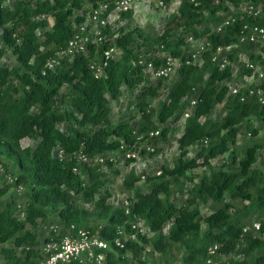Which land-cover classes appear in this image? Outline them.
Segmentation results:
<instances>
[{
    "label": "trees",
    "instance_id": "1",
    "mask_svg": "<svg viewBox=\"0 0 264 264\" xmlns=\"http://www.w3.org/2000/svg\"><path fill=\"white\" fill-rule=\"evenodd\" d=\"M259 1L180 0L177 13L161 33L151 35L137 27L114 31L108 25L102 30L104 42L89 43L84 54L46 70V63L65 49L76 28L86 21L90 8L108 3L111 10L114 0H0V57L10 50L16 63L12 67L0 65V166L6 169L2 161L8 160L17 171L16 176H6V180H15L0 188V197L19 186H24L26 196L20 214L14 199L0 203V254L5 264H36L41 248L36 228L52 214L60 229L51 232L43 244L58 240L71 225L83 228L111 246L105 252V264H148L147 255L154 253L160 256L156 264H174L170 251L175 246L183 248L182 264H204L214 244L218 245L216 264H247L255 252L259 253L255 263L264 264V221L259 223L258 235L243 233L244 224L231 210L235 201H247L264 216V176L255 167L259 152L264 153V139H256L261 128L252 125L255 118L264 128L263 112L255 99L240 102L229 94L234 79L232 62L239 63L238 73L245 76L250 72L238 61L240 55L254 64L259 61L255 45L238 43L243 25L264 27V3L257 17L243 13L247 4ZM120 16L129 19L132 13ZM227 18L234 22L217 33L216 28ZM189 38L194 43H189ZM200 42L211 45L200 56L202 66L192 63L191 58L193 46ZM230 45H235L226 55L230 64L219 70L211 62L212 53L219 46ZM111 46L121 54L97 79L89 65ZM152 46H156L157 55H151ZM161 53L179 61L178 78L167 87L154 114L148 101L159 97L165 79L148 84L149 76L137 62L144 59L158 66ZM187 61L190 63L185 64ZM139 87V121L123 119L108 125L110 102L121 98L123 88ZM191 101L196 105L184 119ZM218 105L224 113L211 119ZM181 120V133L175 140L178 154L172 164H161L157 176L137 175L131 168L124 177L122 191L130 194L124 200L129 204L128 213L124 201L115 205L108 191L101 194L110 183L105 172L71 158L73 153L90 158L105 155L121 143L151 145L158 137L167 141L175 131L169 121L176 124ZM60 125L65 126L64 131ZM242 128L252 140L239 156L236 146ZM154 131L159 135L149 138ZM23 140L35 144L23 148ZM149 145L145 146L153 152L142 148L140 158L159 152ZM191 149H196L192 155ZM223 155H228V161L213 167L212 160ZM135 162L127 160L125 164ZM74 167L78 172H73ZM197 169L202 172L189 174ZM142 177L144 189L137 187ZM173 187L185 196L180 205L171 199ZM208 203L210 214L201 216L199 204ZM89 221L102 225H87ZM138 224L151 236L132 230V225ZM167 224L168 232L163 233ZM202 224L207 226L205 232ZM119 229L125 235L135 233L137 239L121 237L123 247H116ZM231 254L241 259L237 261ZM220 255L227 260L219 262Z\"/></svg>",
    "mask_w": 264,
    "mask_h": 264
},
{
    "label": "built area",
    "instance_id": "2",
    "mask_svg": "<svg viewBox=\"0 0 264 264\" xmlns=\"http://www.w3.org/2000/svg\"><path fill=\"white\" fill-rule=\"evenodd\" d=\"M193 1V0H192ZM170 0H114L113 8L110 10L108 3H98L96 6H92L87 14L86 21L79 25L73 36L68 40L66 47L63 51L56 54L45 65L46 70H54L58 67L62 60H71L77 55L84 54L88 50V44H101L104 42L105 37L102 35V30L110 23L115 15L119 17L122 13H127L134 8L152 3L156 8H165ZM264 0L257 2L256 4H247L244 7L243 13L246 16L257 17L263 12ZM234 22V19L227 18L216 28L217 33H221L224 27L229 26ZM189 43H194L192 38H189ZM239 44H253L257 47L256 54L259 55V61L252 63L246 60L244 67L250 72L249 75L244 76L246 82L249 84L243 86H230L229 94L237 96L240 102H245L249 98H253L259 104L263 116H264V27L259 25L245 24L242 27L241 35L239 37ZM195 51L192 54V63L200 59L203 52L210 49L209 42H200L195 44ZM235 45L226 47H217L211 56V62L215 64L219 70H223L230 64L226 55L232 51ZM119 49L115 46L104 49L98 56V60L92 62L89 65V69L95 78H102L105 75V70L111 60L117 59ZM161 63L155 66L152 61H146L144 59L138 60V65H141L146 74L153 79H168L174 72L175 66L179 65L177 59H173L164 53L158 55ZM175 62H178L177 65ZM190 62H185L189 64ZM196 105L195 101L190 102V108L193 109ZM192 112L189 110L185 112L183 118H188ZM159 135V131L150 132V137H156ZM140 140V138H138ZM137 142L128 146L121 143L119 148L105 155L96 156L90 158L85 154L73 153L71 158L76 161L77 164L93 165L101 170L102 166L111 164L116 165L118 159L138 160L140 158L141 148ZM146 150L153 152L152 148L146 147ZM59 157H62V153H59ZM73 172H78V167L73 168ZM157 172L156 175H159ZM144 179V177H142ZM14 178L7 177L8 183H14ZM23 188L19 186L17 192H21ZM125 212L128 213V202L123 203ZM23 217V214H21ZM251 229L254 232L260 230V224H252ZM132 230L143 233V228L140 224L132 225ZM243 233H247L248 229L243 228ZM51 232L57 233L56 229H52ZM118 238L114 240V245L118 248L123 247L121 237L130 240H136V234L125 235L122 229L118 230ZM111 250V246L99 238V235L91 234L89 231L83 228H76L71 225L66 229V233L58 240L47 242L40 248V256L36 264H105V252ZM218 251V245L214 244L209 247L207 251V257L204 264H216L215 258Z\"/></svg>",
    "mask_w": 264,
    "mask_h": 264
},
{
    "label": "rangeland",
    "instance_id": "3",
    "mask_svg": "<svg viewBox=\"0 0 264 264\" xmlns=\"http://www.w3.org/2000/svg\"><path fill=\"white\" fill-rule=\"evenodd\" d=\"M180 4V0H170V2L167 4V6L163 9L156 8L152 3L140 5L133 10H131L132 16L129 19H122L121 16L113 18V20L110 22L112 23L111 26L114 31L119 30L120 28H126L127 30L133 29V28H141L145 30L148 34H159L162 31V27L165 26L167 22L171 20V18L177 13L178 6ZM48 22L50 25H52L53 20L51 18H48ZM188 40V39H187ZM192 48V46L190 45ZM194 47V46H193ZM152 51L150 52L151 55H157L159 52L156 48V46L151 47ZM145 49V48H144ZM118 54H121V50L119 49ZM247 58L245 56L240 55L238 61L241 63L246 62ZM178 62H175L177 65ZM196 64H199L202 66L203 61L201 59L196 60ZM15 63V57L13 56L12 52L10 50H6L4 54L0 57V65L3 66H14ZM238 62H232V66H234V74H233V81L230 83L231 86L238 85L243 86L245 84H249L250 81L246 82L243 78L244 76H240V73H238ZM177 67L175 66V72L168 78L163 81V86L159 90V97L155 99L149 100V110L155 114L156 109L158 106L162 103L166 93H167V87L172 84L177 79ZM157 79H153L151 76H149L148 84L154 83ZM140 87L136 88L134 90H128L126 88H123L122 96L120 99L116 101L110 102V108L111 113L107 120L108 125L115 124L119 120L127 119V120H133V123H137L140 119L137 103L140 99ZM63 91L66 92V90L63 88ZM191 112L192 109H189ZM223 108L222 105H218L215 110L213 111L211 115V119H218L220 116L223 115ZM169 124H171L172 128L175 130L173 133H171L169 136V139L167 141H162L161 138L158 137L157 142H152L151 145H149L147 142L146 144L151 147H156L159 149V152L154 155H144L138 160H136L135 163L132 165H126L125 161L123 159H118L116 162V165L113 166H102L101 170L106 173V175L109 177L110 183L105 187V189L102 190L101 194H104L105 191H108L111 198L109 199L111 203H114L115 205L118 203L123 202L128 196H130L129 193L122 191V182L124 180V177L129 172V170L132 168L134 169L135 173L137 175L143 174L145 177H151V176H157V172L159 171V167L161 164L171 165L173 162L174 157L178 154V150L176 147L175 140L178 138V136L181 133V128L183 124V120L180 122L173 124L171 121H169ZM252 125L255 127L261 128L258 136L256 139L263 140L264 139V128L261 127L259 122L253 118L252 119ZM59 128L61 130H65L64 125H60ZM252 140L251 136L248 134V132L245 130V128L241 129L240 136L238 138V143L236 146V150L238 155L240 156V151L242 148H244L247 144L250 143ZM33 141L23 140L21 141V147H27V146H34ZM146 144H143L140 150L142 148H145ZM196 149H191V155ZM228 161V155H223L221 157H218L217 159L212 160V166L217 167L218 165L222 164L223 162ZM4 165H6V169L2 166H0V188L5 186L7 184L6 176L9 175L13 177L16 176V165L8 160L2 161ZM256 168L261 170L263 172L264 176V153L261 151L258 155V160L255 165ZM6 170L8 171V174L6 173ZM115 172H118V175H115ZM202 172V169H197L189 174L191 175H197ZM24 188V186H22ZM138 188L144 189L145 182L144 179L141 178V181L137 184ZM172 197L171 199L175 202L176 205H180L183 203L185 196H180L177 193V190L175 187L172 188ZM14 199L15 206L19 210V214L22 212V209L25 207L26 204V196H25V190H22L20 193L17 192V189L14 187H11L8 192L0 197V203L5 200ZM247 206V207H245ZM201 216H207L211 212V203H208L207 205H201L199 204ZM233 210L232 212H235L238 217L240 218L241 222L244 224V228H247L248 232H251L253 236L258 235L257 232H254L251 227L254 223H260L261 220L264 221V216H262L259 212V210L254 207V205L247 201H235L233 203ZM248 208V214H246V209ZM59 220L57 219L56 215L52 214L49 216L48 220L39 223L38 227L36 228L38 238L40 245H43V242L46 238L49 237L51 234L52 229H56L58 231L60 229L59 226ZM97 224L98 226L102 225V222H90L87 225ZM143 228V233L148 234V236H151V234L148 233L146 228L143 226V224H140ZM169 229L168 224L163 229V233H167ZM202 232H205L207 230V226L205 224L201 225ZM264 240V236H263ZM148 250V249H147ZM148 253V251H147ZM183 253V248L179 246H175L170 251V258L173 259L174 264H182L181 257ZM259 255L258 252L253 253L250 257L247 258V264H256L255 263V257ZM130 256V254H128ZM148 264H156L158 262L160 256L158 254H149L147 255ZM227 256L220 255L219 256V262H225L227 260ZM231 258L235 260H240L241 256H236L235 254H231ZM0 264H5V260L3 256L0 254Z\"/></svg>",
    "mask_w": 264,
    "mask_h": 264
}]
</instances>
